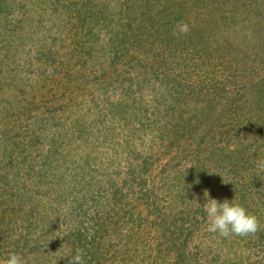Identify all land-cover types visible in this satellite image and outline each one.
Listing matches in <instances>:
<instances>
[{
  "label": "trees",
  "instance_id": "16d2710c",
  "mask_svg": "<svg viewBox=\"0 0 264 264\" xmlns=\"http://www.w3.org/2000/svg\"><path fill=\"white\" fill-rule=\"evenodd\" d=\"M260 1L0 0V264H264Z\"/></svg>",
  "mask_w": 264,
  "mask_h": 264
},
{
  "label": "clouds",
  "instance_id": "9594fccd",
  "mask_svg": "<svg viewBox=\"0 0 264 264\" xmlns=\"http://www.w3.org/2000/svg\"><path fill=\"white\" fill-rule=\"evenodd\" d=\"M258 166L264 168V162L258 161ZM206 203L203 208L208 217V231L221 237H247L255 235L260 229V221L255 214L250 213L243 205L225 200L223 203L211 198L210 193L204 192ZM198 203V201H196ZM199 204V203H198ZM84 250L76 249L69 264H84ZM2 264H26L23 256L10 253Z\"/></svg>",
  "mask_w": 264,
  "mask_h": 264
},
{
  "label": "rangeland",
  "instance_id": "374dc122",
  "mask_svg": "<svg viewBox=\"0 0 264 264\" xmlns=\"http://www.w3.org/2000/svg\"><path fill=\"white\" fill-rule=\"evenodd\" d=\"M258 2H255L254 3V7H255V9L256 8H260V6L261 5H263L264 4V2H259V4H257ZM264 7V6H263ZM258 9H256L255 11H254V13H258ZM258 18H259V20H261L262 21V25H261V28L259 29V31H258V34H257V36H259V37H262V39H264V13H262V12H259V15H258ZM59 34H61L62 36L61 37H58L57 36V38H56V43H55V46H58V47H65L66 48V50H63V48H62V52H70V48H71V41L72 40H70V39H72V37H73V35H74V33H71V32H69V31H67V30H64L63 29V31H61ZM262 44H264V42H262ZM257 45H261V44H257ZM258 47H260V46H258ZM261 47H262V45H261ZM261 51V50H260Z\"/></svg>",
  "mask_w": 264,
  "mask_h": 264
}]
</instances>
